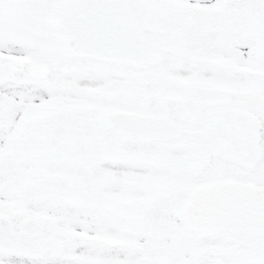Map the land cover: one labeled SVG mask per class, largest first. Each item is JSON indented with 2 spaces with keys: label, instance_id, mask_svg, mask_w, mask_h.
Instances as JSON below:
<instances>
[{
  "label": "snow or ice",
  "instance_id": "6c2138e0",
  "mask_svg": "<svg viewBox=\"0 0 264 264\" xmlns=\"http://www.w3.org/2000/svg\"><path fill=\"white\" fill-rule=\"evenodd\" d=\"M0 264H264V0H0Z\"/></svg>",
  "mask_w": 264,
  "mask_h": 264
}]
</instances>
